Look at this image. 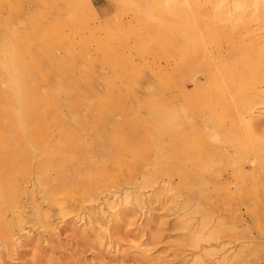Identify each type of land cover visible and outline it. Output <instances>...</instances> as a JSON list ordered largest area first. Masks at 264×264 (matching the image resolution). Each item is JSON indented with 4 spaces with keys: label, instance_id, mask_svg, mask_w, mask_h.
Here are the masks:
<instances>
[{
    "label": "bare ground",
    "instance_id": "6f19581e",
    "mask_svg": "<svg viewBox=\"0 0 264 264\" xmlns=\"http://www.w3.org/2000/svg\"><path fill=\"white\" fill-rule=\"evenodd\" d=\"M39 1L57 5V15L50 13L48 20L46 11H39L11 26L3 16L20 11L21 5L0 0V247L9 244L11 223L19 222L25 206L34 207L31 198L36 191L39 199L55 208L65 221L70 214L68 207L84 202L85 193L95 192L103 180L131 173L132 164L121 160L132 155L133 160L140 161L138 168L151 171L152 179L158 175L175 177L186 192L206 190L197 197L185 195V201L199 202L210 199V191L236 188L235 196L227 200L239 221H251L254 231L251 236L249 228L243 235L247 243L239 251L241 261L263 264L259 260L264 259V228L259 227L257 207L264 205V119L254 117L252 111L255 105H264V0H236L233 7L239 12L235 14L223 1L215 4L216 14L227 15L225 43H208L223 30L211 27L209 18L215 14L210 16V12L208 18H202V11L193 4L190 17L203 26L179 30L175 45L179 54L177 79L171 81V90L170 70L165 69V105L156 119L157 130L152 133L146 124L142 135L136 133L134 138L96 121L99 111H109L113 107L110 103L114 105L117 99L115 79L109 76L103 84L106 91L116 92L114 96L81 89L82 83H89L82 73L69 76L76 40L64 34L66 46L53 22H66L62 14L75 19L77 5L72 0ZM110 1L119 14L124 6H131V0ZM84 5L92 8L90 0ZM117 16L120 32L111 39L133 31L129 22L125 25L121 15ZM236 19L238 23H234ZM40 25L44 28L38 33ZM76 31L79 29L73 33ZM196 35L200 41H195ZM115 67L119 65H109L113 75ZM85 70L82 67L83 73ZM187 72L193 84L190 91L184 84ZM195 73L200 75L195 77ZM200 76L203 82L198 80ZM180 105H188L189 114L180 110ZM147 150L158 155L153 152L152 158L147 157L143 153ZM30 183L35 189H27ZM195 239V247L200 240H209ZM225 253L221 264H231Z\"/></svg>",
    "mask_w": 264,
    "mask_h": 264
},
{
    "label": "rangeland",
    "instance_id": "374dc122",
    "mask_svg": "<svg viewBox=\"0 0 264 264\" xmlns=\"http://www.w3.org/2000/svg\"><path fill=\"white\" fill-rule=\"evenodd\" d=\"M10 1L11 5L15 2L21 5L20 11H10L8 16L3 14L11 26H18L20 21L39 11H46L48 20L52 17L50 13H58L53 3L47 2L46 7L39 0ZM84 1H71L79 9L73 14L75 19H67L68 14H62L66 22H53L58 25V35L64 37L66 34L69 39L73 36L76 40V54L69 76L82 73L89 83H82L81 89L114 96L116 92L106 91L103 84L109 76L115 79L117 99H114V105L110 103L113 107L109 111H99L96 121L133 138L136 133L142 135V127L146 124L152 133L157 130L156 119L165 105V69L170 70L171 90L173 80L177 79L179 54L175 45L179 43L176 41L179 30L193 28L191 26L196 24L195 30L198 25L203 26L190 17L189 9L193 10V4L194 9L202 11V18H208L210 12V16L215 14L214 18H209V22L213 21L211 27L223 30L221 36L208 43H225L228 39L223 36L224 30L229 28L227 15L217 13V16L215 4L223 1L229 12H239L233 7L236 0H187L186 3L183 0H131V6H124L120 14L110 0H90L92 8L86 7ZM180 8L184 11L180 12ZM117 15H121L125 25L129 22L133 31L111 39V35L120 32L116 26ZM238 22L236 19L234 23ZM41 27L38 33L44 28ZM77 28L79 31L73 33ZM197 37H194L195 41H200ZM64 38L67 46V37ZM80 52L90 57L83 58ZM41 62L46 65L44 59ZM112 63L119 65L115 67L114 75L109 72ZM82 67L86 68L84 73ZM186 74L184 84L190 91L193 84L188 78L190 73ZM199 75L194 74L195 77ZM198 80L203 82L201 76ZM254 107L252 115L264 119V105ZM178 108L189 114L188 105ZM153 152L143 153L152 158ZM122 159V162L132 164V172L103 180L95 192L85 193L84 202L78 201L68 207L70 214L65 221L55 208L39 199L36 191L31 198L34 207L26 205L19 222L11 223L10 242L6 248L0 247V264H221V255L225 253L221 250L222 244H225L229 263L243 264L239 252L247 243L243 241V235L249 228L251 236L254 231L251 221H239L227 200L235 196L236 188L210 191L211 198L199 202L185 201V195L197 197L206 190L197 188L186 192L177 185V178L158 175L152 179L151 171L138 168L140 161L133 160L132 155ZM32 185L27 184V189H35ZM257 210L261 214L259 227L263 229L264 205L258 206ZM240 212L242 216L244 209ZM195 237L209 240H200L195 247L198 242ZM216 237L220 238L212 239ZM259 261L264 264V259Z\"/></svg>",
    "mask_w": 264,
    "mask_h": 264
}]
</instances>
